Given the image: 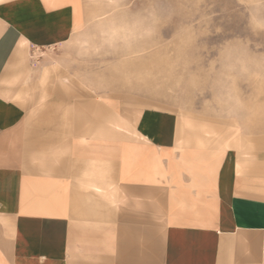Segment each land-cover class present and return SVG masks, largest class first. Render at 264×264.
I'll return each mask as SVG.
<instances>
[{
	"label": "crops",
	"instance_id": "obj_1",
	"mask_svg": "<svg viewBox=\"0 0 264 264\" xmlns=\"http://www.w3.org/2000/svg\"><path fill=\"white\" fill-rule=\"evenodd\" d=\"M89 1L0 0V264H264V131L53 78Z\"/></svg>",
	"mask_w": 264,
	"mask_h": 264
},
{
	"label": "rangeland",
	"instance_id": "obj_2",
	"mask_svg": "<svg viewBox=\"0 0 264 264\" xmlns=\"http://www.w3.org/2000/svg\"><path fill=\"white\" fill-rule=\"evenodd\" d=\"M88 10L64 49L43 53L53 78L91 70L144 107L264 131V0H92Z\"/></svg>",
	"mask_w": 264,
	"mask_h": 264
},
{
	"label": "bare ground",
	"instance_id": "obj_3",
	"mask_svg": "<svg viewBox=\"0 0 264 264\" xmlns=\"http://www.w3.org/2000/svg\"><path fill=\"white\" fill-rule=\"evenodd\" d=\"M75 26V25H74Z\"/></svg>",
	"mask_w": 264,
	"mask_h": 264
}]
</instances>
